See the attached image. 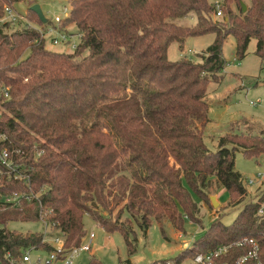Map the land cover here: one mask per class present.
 Here are the masks:
<instances>
[{"label": "trees", "instance_id": "trees-1", "mask_svg": "<svg viewBox=\"0 0 264 264\" xmlns=\"http://www.w3.org/2000/svg\"><path fill=\"white\" fill-rule=\"evenodd\" d=\"M32 1L0 0V18L5 6ZM67 1L71 11L61 27L74 25L81 35L73 53L49 49L39 32L21 22L0 27V83L9 89L8 98L0 94V153L20 151L14 158L30 172L27 183L1 180L0 198L37 195L20 205L0 204L1 262L31 248L55 250L43 233L11 230L10 222L43 219L69 249L87 235L89 216L107 233H121L129 254L135 252L133 223L145 235L154 222H170L185 233L186 219L200 222L191 191L210 203L217 184L237 206L248 192L235 169L236 150L252 158L264 154V129L228 134L217 152L204 140L208 87L221 81L227 67L226 39L235 38L238 60L256 39V55L264 59V0H224L221 19L214 17L212 0ZM26 16L40 26L50 23L30 7ZM185 18L196 23H176ZM208 34L215 40L199 61L169 59L172 42ZM262 202L264 193L230 225L219 217L172 264H195L197 254L220 246L230 249L214 264H264ZM255 249L256 256L239 263Z\"/></svg>", "mask_w": 264, "mask_h": 264}, {"label": "rangeland", "instance_id": "rangeland-1", "mask_svg": "<svg viewBox=\"0 0 264 264\" xmlns=\"http://www.w3.org/2000/svg\"><path fill=\"white\" fill-rule=\"evenodd\" d=\"M244 1L247 5L250 4L248 0ZM36 4L40 5L50 24H57L55 22L57 16L64 19L71 11L70 2L67 0L17 2L14 8L17 13L26 14L28 8ZM176 23L191 26L196 23V18L176 20ZM68 27L64 29L67 33L77 34L75 26L70 28L69 32ZM214 40L215 35L208 34L191 37L184 42H172L168 50L169 59L178 61L188 58L199 61L200 56L207 51ZM70 41L78 44V36H72ZM257 44L258 41L253 39L246 58L238 60L235 38L229 36L225 41L223 56L227 67L219 83H210L206 97L209 104V123L204 132V140L212 152L219 151L221 139L228 134L257 135L264 129V59L256 55ZM47 47L55 52H74L71 45L49 46L47 44ZM25 55L27 56L28 52ZM0 86H2L1 83ZM257 102L256 105L251 104ZM235 169L242 174L248 192L240 204L231 207L229 193L217 184L211 187L209 194L210 198H216L219 203L218 208H214L211 202H205L191 191L194 202L200 208L198 216L200 222L186 219L185 233L177 231L170 222H154L146 235L136 223H133L130 239L134 244L135 252L132 254H129L127 243L121 233L109 234L89 216H85L84 225L87 236L94 232L96 237L91 251L81 253L75 260V264H89L91 259H96L102 264H152L157 261H168L172 264V261L184 250L191 248L194 241L203 236L219 217L225 225H230L246 203L261 200L264 193V154L257 158L247 157L243 154V150L238 148ZM250 180H254V183L250 184ZM262 203L260 214L264 215V202ZM8 228L22 233H43L46 230L43 222H10ZM48 229L49 234L46 240L53 244V236L59 233L52 228ZM33 255L36 257V253ZM40 255L46 257L47 252L41 251Z\"/></svg>", "mask_w": 264, "mask_h": 264}, {"label": "built area", "instance_id": "built-area-1", "mask_svg": "<svg viewBox=\"0 0 264 264\" xmlns=\"http://www.w3.org/2000/svg\"><path fill=\"white\" fill-rule=\"evenodd\" d=\"M223 4L224 0H215L213 1V6L216 8L217 13L215 14V19H221L223 14ZM67 11V8H65ZM64 19L60 17L55 18L54 23H47L45 26H40L30 22L27 19L26 14H19L16 12L15 8L12 6H5L4 16L0 18V27L4 26L7 23L16 25L18 23H23L27 28H31L39 32L40 36L48 42L51 46L55 45H71L72 49L75 50L78 46L75 42H71L70 38L74 35L78 36L79 42L81 40L80 34H69L62 27L61 24ZM0 94L4 95L5 98L9 97V89L0 86ZM256 105L257 103H251ZM6 139L5 137L3 138ZM15 156L21 155L20 151L12 153L8 149H3L0 153V181L3 179L14 180L16 182H29L30 172L28 169L24 168V164H21L14 158ZM32 171V170H31ZM254 180H250V184H253ZM37 197L33 192L31 193H15L9 196H3L0 198L1 205H20L23 199H26L28 202H31ZM262 212V210H260ZM45 224L46 230L44 234V242H47L48 231L50 228L43 219L41 220ZM96 235L94 232H91L88 236L82 240L81 244L77 247L66 248L63 242V238L60 234L53 236V246L55 248L52 252H47V256L43 257L40 255V252H46L44 250H36L35 248L28 249L23 252L21 257L13 258L8 255L7 263L1 262L0 264H75V260L79 257L81 253L90 252L92 249L93 240ZM255 245L256 244L251 241ZM230 246H220L215 251L208 254H197L194 263L195 264H214L215 259L224 256L229 252ZM36 253V257H33ZM256 256V249L254 253H250L247 257L242 258L239 263H243L247 260L248 257Z\"/></svg>", "mask_w": 264, "mask_h": 264}, {"label": "water", "instance_id": "water-1", "mask_svg": "<svg viewBox=\"0 0 264 264\" xmlns=\"http://www.w3.org/2000/svg\"><path fill=\"white\" fill-rule=\"evenodd\" d=\"M242 7H243V10H244V11L247 10V6H246L245 4H242ZM30 9H31L34 13H36V14L38 15V17H39V19H40V21H41L42 23H44V24L47 23L48 20H47L46 17L44 16V13H43V11H42L40 5L36 4V5H34V6H31ZM210 199H211V202H212L213 207H214V208H218L219 203L217 202L216 198H215V197H211Z\"/></svg>", "mask_w": 264, "mask_h": 264}, {"label": "crops", "instance_id": "crops-1", "mask_svg": "<svg viewBox=\"0 0 264 264\" xmlns=\"http://www.w3.org/2000/svg\"><path fill=\"white\" fill-rule=\"evenodd\" d=\"M72 27H74V25H72L71 27H68L67 31L69 32L70 28H72ZM48 45L50 46V44H48Z\"/></svg>", "mask_w": 264, "mask_h": 264}]
</instances>
